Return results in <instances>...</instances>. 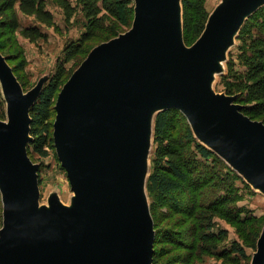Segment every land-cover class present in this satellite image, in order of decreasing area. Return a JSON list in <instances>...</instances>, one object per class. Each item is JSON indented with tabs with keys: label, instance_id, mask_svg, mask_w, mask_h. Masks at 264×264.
<instances>
[{
	"label": "water",
	"instance_id": "1",
	"mask_svg": "<svg viewBox=\"0 0 264 264\" xmlns=\"http://www.w3.org/2000/svg\"><path fill=\"white\" fill-rule=\"evenodd\" d=\"M136 1L132 29L96 47L58 98L54 136L77 196L72 211L39 210L38 168L27 145L42 87L24 93L0 57L9 109V121H0V264H153L154 225L138 184L148 104L180 109L264 191V123L207 82L224 42L260 1L228 4L190 48L176 30L179 0ZM254 264H264V234Z\"/></svg>",
	"mask_w": 264,
	"mask_h": 264
},
{
	"label": "trees",
	"instance_id": "2",
	"mask_svg": "<svg viewBox=\"0 0 264 264\" xmlns=\"http://www.w3.org/2000/svg\"><path fill=\"white\" fill-rule=\"evenodd\" d=\"M64 11L69 23L79 8L88 20V29L82 42L71 49L68 58H73L82 49V45L98 37L103 29L105 14L119 20L122 0H51ZM131 0L126 3L131 4ZM184 19V41L192 46L202 36L208 22L206 0H182ZM18 12L35 17L40 26L21 28ZM42 26L59 30L54 14L47 9L46 0H0V32L14 38L18 30L30 42L47 41ZM255 30L259 35L255 34ZM239 38L238 60L244 70H235V62L230 61V71L222 77L227 95L237 96L238 103L244 105L242 112L252 120L264 121V6L252 14L243 26ZM62 71L46 86L37 102L31 108L30 135L35 152L42 158L49 156L48 146L53 147V121L56 117L55 101L63 84ZM62 73V74H61ZM179 121V125L178 122ZM182 123V124H180ZM156 159L148 189L162 206L172 207L176 212L187 214L178 227L183 231L166 229L162 231L163 240L182 250L185 254L175 260L162 262L166 257L163 249L154 251L153 264H195L205 255L217 256L220 260L234 264L227 251L219 252L225 242L228 231L218 228V220L223 219L238 228L256 219L243 218L244 210H236L233 217L224 209L228 202L226 179H231L225 171L226 164L217 154L200 143L188 122V117L178 108H169L159 112L155 121ZM28 153L30 151L28 150ZM202 169L210 174L202 176ZM201 178L197 175L198 171ZM217 175H214V172ZM197 175V176H196ZM230 189L234 190L233 183ZM226 187V188H225ZM217 195L211 205L201 203L202 197ZM188 196L191 203H185L181 196ZM187 202V201H186ZM234 203V201H233ZM158 234V232L156 231ZM242 235V234H241ZM247 237V238H246ZM243 237L248 240V236ZM260 234H254L251 248L256 249ZM159 238L156 235L154 247ZM230 252L247 257L245 249L233 243ZM168 254V253H167Z\"/></svg>",
	"mask_w": 264,
	"mask_h": 264
},
{
	"label": "rangeland",
	"instance_id": "3",
	"mask_svg": "<svg viewBox=\"0 0 264 264\" xmlns=\"http://www.w3.org/2000/svg\"><path fill=\"white\" fill-rule=\"evenodd\" d=\"M122 1L125 2V5L123 8L119 9V20L108 16L104 12L105 23L103 29L98 33V37L83 44L81 51H79V53H77V55H75L73 58H68L70 55L69 52H71V49L75 48L82 42L83 36L86 34L88 29V20L81 8L77 10L73 19L68 23L66 21L63 9L53 1L46 0L47 9L54 14L57 27L59 29L56 30L54 27L49 28L42 26L43 33L47 35V41L39 40L37 42H30L22 35L21 30L17 31V34L14 38H11L9 35L0 32V57L3 58L10 67L24 93L36 90L37 88H40L39 90H41V87V91H43V89L51 83L53 78L56 77L60 71H62L61 68L63 67L65 72H63L64 77L62 78L63 84L61 85V90L55 101L56 110L58 98L64 86L68 83L70 78L80 68L84 61L89 57L91 52L99 45L109 42L132 29L136 17L137 1L131 0L132 2L129 5L126 3L128 0ZM237 1L241 0H206L208 22H210L221 9L226 7L228 4ZM258 1H260L258 8L263 7L264 0ZM179 2L182 10V33H178V36L185 44L182 0H179ZM258 8L253 12H249L240 29L233 33L230 38L224 42L220 49L221 52L218 58L215 59L214 64L207 72L208 85L212 90L222 96H229L225 92L222 77L229 73L230 61L233 60V62H235V70L240 72L244 70V66L238 60L240 46L243 44V40L239 38V35L249 17L260 9ZM18 16L21 28L40 26L35 17L26 16L22 12H18ZM255 34L259 35V32L255 30ZM186 46L189 48L192 47L188 45ZM232 97L235 99L234 103L243 108L244 105L238 103L237 96ZM38 98L34 101V104L37 102ZM163 109L164 107L162 106L148 104L142 110L141 124L143 123V127L146 125V137L144 154L142 153L143 156L141 155L144 166L141 185L143 196L141 193H139V197L153 221L155 232L154 242L156 235L159 238L156 246L153 247L154 251L163 249L166 257L162 259V262L165 263V261L167 262L175 260L176 257H181L179 256L180 254L185 253H183L182 250L173 249L172 245L166 243V241L163 240L161 232L166 229L183 231L185 226L178 227L177 224H179L183 219L187 218V214H184L182 211L176 212L172 207L169 206L162 207L148 189L149 178L152 175L156 159L155 121L157 114L163 111ZM0 121H9L8 101L1 78ZM256 121L264 123L262 120ZM55 122L56 117L53 121V147L48 146L49 156L47 158H42L35 152L34 146L31 144L33 141V137L31 135H29L27 148L31 153H28L30 159L38 168L39 210L44 212H52L55 208H58L69 212L74 210L77 196L72 188L68 173L63 167L62 161L59 158L54 136ZM177 122L179 125V121ZM188 122L191 125L197 140L207 146L201 134L195 130L193 123H191L189 119ZM213 151L224 161L226 164L225 171L231 176V179H226L227 182L224 184L228 186V202L224 209L232 217L233 215L234 217H237V212L235 210L236 208L237 210H244L242 213L243 218L249 216L251 219H256V221L247 224L245 223V225L239 228L223 219H219L217 229L224 228L228 231V236L225 242L220 246L219 252L227 251L233 260L236 258L234 264H254V260L258 256V243L264 234V191L254 187L249 182L248 176L237 166H235L224 154L215 149ZM199 172H201V170L197 172V175L201 178ZM217 172L218 171L214 172L213 174L218 176ZM202 173V176H205V174H210V172H205L203 169ZM232 183L234 185V190L230 189V184ZM181 197L184 199L185 203H191L190 197L183 195ZM216 198V194L212 196L208 195L206 197L203 196L201 203L205 205H211L215 202ZM3 226L4 197L0 186V233L3 229ZM254 234H260L256 249L250 247ZM246 235L248 236V240L243 238L246 237ZM233 243H238L241 245V247L245 249L247 257L244 258L236 253L230 252ZM195 264L230 263L220 260L214 255H205L201 257L200 261H197Z\"/></svg>",
	"mask_w": 264,
	"mask_h": 264
},
{
	"label": "bare ground",
	"instance_id": "4",
	"mask_svg": "<svg viewBox=\"0 0 264 264\" xmlns=\"http://www.w3.org/2000/svg\"><path fill=\"white\" fill-rule=\"evenodd\" d=\"M175 6V22H176V30L177 32H181V25H182V10H181V7H180V2H176V4L174 5ZM244 20V19H243ZM146 125L145 127H143V132H142V138H141V141H142V145H143V152H144V146H145V137H146ZM207 144V143H206ZM207 146L211 147L210 145L207 144ZM213 148V147H211ZM139 175H138V184L139 186L141 187L142 185V177H143V173H144V166H143V158L140 160V165H139ZM249 182L256 188H259L262 190V187L257 185L256 183H254L252 180ZM140 193L142 194V187L140 188ZM143 196V194H142Z\"/></svg>",
	"mask_w": 264,
	"mask_h": 264
}]
</instances>
